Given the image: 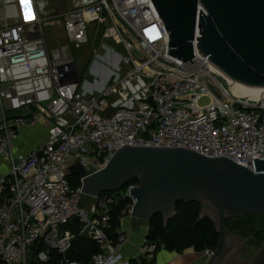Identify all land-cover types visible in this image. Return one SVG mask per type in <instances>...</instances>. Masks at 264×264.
I'll use <instances>...</instances> for the list:
<instances>
[{
	"label": "built area",
	"instance_id": "obj_1",
	"mask_svg": "<svg viewBox=\"0 0 264 264\" xmlns=\"http://www.w3.org/2000/svg\"><path fill=\"white\" fill-rule=\"evenodd\" d=\"M52 1L0 0V264L149 263L155 242L144 239L130 260L121 251L126 234L111 235L112 206L135 184L86 195L78 192L82 177L71 185L69 167L95 172L126 144L183 147L255 171L253 159L264 158V86L255 96L234 92L198 52L199 6L194 56L184 62L167 53L168 33L151 0H65L62 8ZM53 23L66 41L56 47L45 35ZM101 25L102 38L122 46L118 54L103 45L122 67L103 66L94 72L99 80L83 81L72 48ZM40 121L41 143L21 149L20 131ZM131 205L122 212L129 215ZM77 237L97 246L84 263L69 254Z\"/></svg>",
	"mask_w": 264,
	"mask_h": 264
},
{
	"label": "water",
	"instance_id": "obj_2",
	"mask_svg": "<svg viewBox=\"0 0 264 264\" xmlns=\"http://www.w3.org/2000/svg\"><path fill=\"white\" fill-rule=\"evenodd\" d=\"M167 33V53L186 62L193 53L198 10V52L233 82L264 86V0H151ZM192 62V61H191ZM151 102V98H148ZM112 109L105 110L109 117ZM254 169L225 157H208L183 147L121 145L107 164L92 173L75 163L68 173L82 177L78 192L96 196L123 189L132 200L136 226L162 214L166 223L179 202H197L219 234L206 264H264V243L250 257L236 249L225 220L247 214L264 216V158ZM1 203V197H0Z\"/></svg>",
	"mask_w": 264,
	"mask_h": 264
},
{
	"label": "trees",
	"instance_id": "obj_3",
	"mask_svg": "<svg viewBox=\"0 0 264 264\" xmlns=\"http://www.w3.org/2000/svg\"><path fill=\"white\" fill-rule=\"evenodd\" d=\"M136 183L137 177L133 176L127 185ZM78 185L79 182L76 186ZM130 202L128 197L119 198L117 203L112 206V236H115L121 217L126 214L122 212L125 205ZM200 209L201 205L197 202H179L176 204L175 214L166 223H164L162 214L153 215L148 222V232L145 239L155 242L157 249L164 248L176 252H182L187 248H192L195 251L214 249L219 234L210 218L200 216ZM229 219L231 218L225 220L227 229ZM258 239H260L259 236ZM95 252H97V246L94 241L77 237L73 240L69 254L73 259L84 263ZM151 262H144V264H151Z\"/></svg>",
	"mask_w": 264,
	"mask_h": 264
},
{
	"label": "rangeland",
	"instance_id": "obj_4",
	"mask_svg": "<svg viewBox=\"0 0 264 264\" xmlns=\"http://www.w3.org/2000/svg\"><path fill=\"white\" fill-rule=\"evenodd\" d=\"M65 0H53L52 6L57 8L68 7L64 5ZM64 5V6H63ZM96 31V27H92L89 31V42L80 46L79 48H72V55L76 62V65L81 73L83 81L92 82L97 75L91 70V66L96 61L97 65L93 68L101 73V68L108 67L114 72L119 73L118 67L122 65L118 62V56L107 55L108 53L103 48V45L113 47L118 54H122L123 48L120 44H117L112 38H102V29ZM46 41L50 47H56L65 43V36L61 27L57 24H48L45 28ZM206 99H201L200 103H205ZM68 180L73 187H76L78 182V175H71L68 173ZM120 191V190H119ZM118 192V191H117ZM227 227L232 232L238 234L243 242V251L241 255L243 257L252 256L257 249L264 243V216L259 214H247L244 216L231 218L227 221ZM260 239H258V236Z\"/></svg>",
	"mask_w": 264,
	"mask_h": 264
},
{
	"label": "crops",
	"instance_id": "obj_5",
	"mask_svg": "<svg viewBox=\"0 0 264 264\" xmlns=\"http://www.w3.org/2000/svg\"><path fill=\"white\" fill-rule=\"evenodd\" d=\"M64 6V5H63ZM68 6V5H67ZM97 63L95 64V66ZM93 72L96 70L91 69ZM46 132V121H40L34 127H25L20 131L19 146L23 150L31 149L39 145ZM6 171V166L0 162V174ZM119 232L126 234V240L122 244L121 251L125 258L133 260L140 252V247L148 232V223L140 222L135 225L134 220L129 215H124L120 219L118 227ZM232 232V231H231ZM233 241L236 249L243 251V242L241 237L232 232ZM208 257L204 251H195L192 248H187L182 252H176L160 248L157 250L151 264H206Z\"/></svg>",
	"mask_w": 264,
	"mask_h": 264
},
{
	"label": "bare ground",
	"instance_id": "obj_6",
	"mask_svg": "<svg viewBox=\"0 0 264 264\" xmlns=\"http://www.w3.org/2000/svg\"><path fill=\"white\" fill-rule=\"evenodd\" d=\"M231 87L234 92L240 93L244 96H255L259 92L261 87L245 86L236 82H231Z\"/></svg>",
	"mask_w": 264,
	"mask_h": 264
}]
</instances>
